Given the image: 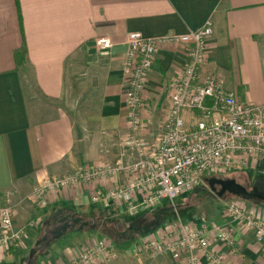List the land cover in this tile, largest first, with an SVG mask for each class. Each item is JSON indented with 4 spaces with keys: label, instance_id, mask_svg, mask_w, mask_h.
<instances>
[{
    "label": "crops",
    "instance_id": "1",
    "mask_svg": "<svg viewBox=\"0 0 264 264\" xmlns=\"http://www.w3.org/2000/svg\"><path fill=\"white\" fill-rule=\"evenodd\" d=\"M207 20L213 31L200 79L213 75L239 100L264 105V0H0V204L11 206L14 229L27 234L0 252V264H68L85 239L101 237L114 243L117 255L110 264H126L130 253L123 245L139 244L162 227L146 234L132 231L127 242L121 234H108L105 222L119 225L123 233L124 215L115 203L92 202L95 182L50 192L44 207L36 206L30 193L47 176L121 159L128 132L122 71L128 32L160 38L197 29ZM99 37L109 38L111 47L97 48ZM187 46L157 44L140 110L141 134L150 143L161 132ZM22 49L24 61L18 62ZM227 174L243 186H255L246 189L258 196L244 201L264 219V191L256 188L264 187V158L249 157L244 167ZM126 181L120 175L116 184ZM233 198L221 200L212 224L196 223L233 228L234 254L208 235L211 250L225 264H264V244L224 212ZM31 220L35 225L27 227ZM139 256L150 259L145 251ZM150 260L182 264L166 254Z\"/></svg>",
    "mask_w": 264,
    "mask_h": 264
},
{
    "label": "built area",
    "instance_id": "2",
    "mask_svg": "<svg viewBox=\"0 0 264 264\" xmlns=\"http://www.w3.org/2000/svg\"><path fill=\"white\" fill-rule=\"evenodd\" d=\"M212 31L211 21L207 20L197 29L160 38L128 32L122 67L127 87L128 132L122 142L121 159L62 176H47L31 190L30 199L36 206L44 207L50 192L60 194L72 186L95 182L92 202L102 206L115 203L123 214H132L163 200L173 202L213 174L244 167L249 157L264 158V105L239 100L234 90L213 75L200 79L206 39ZM159 42L188 46L186 63L170 93L161 132L150 143L141 134L140 110L147 73ZM94 44L102 50L112 45L107 37H99ZM120 175L127 177L123 186L116 184ZM224 212L240 229L253 230L255 240L264 244V219L257 218L244 199H231ZM35 223L31 220L26 226L33 227ZM211 233L231 254L236 253L234 230L229 225L207 227L179 217L165 222L155 234L145 235L141 243H130L127 251L135 257L145 251L150 259L166 254L182 264H225L210 248ZM25 236L24 229H14L11 206L0 204V252ZM116 255L111 238L85 239L68 264H110Z\"/></svg>",
    "mask_w": 264,
    "mask_h": 264
},
{
    "label": "rangeland",
    "instance_id": "3",
    "mask_svg": "<svg viewBox=\"0 0 264 264\" xmlns=\"http://www.w3.org/2000/svg\"><path fill=\"white\" fill-rule=\"evenodd\" d=\"M213 177L221 179H231L228 174H213ZM210 178V177H209ZM215 190L220 189L219 184H214ZM245 198L236 196L228 191L218 195L204 180L192 190L180 195L173 202L163 200L153 206H143L141 210L132 214H123L129 223L138 217L143 216L142 221L135 222L137 224L136 232L141 234L149 233L152 228H158L165 222H171L175 218H181L184 221L191 220L197 223L203 221L206 224H212L214 216L218 208H221V200L226 197ZM144 211L143 214L141 212ZM144 231V232H143ZM134 236L135 233H132ZM126 264H151V260L146 256L135 257L130 254L126 256Z\"/></svg>",
    "mask_w": 264,
    "mask_h": 264
},
{
    "label": "trees",
    "instance_id": "4",
    "mask_svg": "<svg viewBox=\"0 0 264 264\" xmlns=\"http://www.w3.org/2000/svg\"><path fill=\"white\" fill-rule=\"evenodd\" d=\"M20 52H21L20 54L17 53V61L18 62H20L23 59V57H24V49H22V51H20ZM19 58H20V60H19ZM23 61H24V59L21 62H23ZM245 187L249 191H251L255 186H252V185L249 186V185L246 184ZM256 188L258 190H260V191H264V187L262 185H259L258 187L256 186ZM137 221H142V219H140V217H138V218L133 219L129 223L123 217V233L120 230H118L119 225H115L114 226V224H111V222H109V223L108 222H105V225H104L105 228L104 229H105V231L108 234H110L112 236H115L116 238H118V236L120 234H121V236L123 235V241H126L127 242L129 240V238H130L131 232L134 231V230H137V224L135 223ZM112 222H114V220H112ZM130 243L131 242L125 243V245H123V248L126 249L130 245Z\"/></svg>",
    "mask_w": 264,
    "mask_h": 264
},
{
    "label": "water",
    "instance_id": "5",
    "mask_svg": "<svg viewBox=\"0 0 264 264\" xmlns=\"http://www.w3.org/2000/svg\"><path fill=\"white\" fill-rule=\"evenodd\" d=\"M206 180L211 189L214 190L218 195H221L225 191H228L233 195L242 196L245 198H252L258 196L255 193H250L245 186L237 183L234 179H221L217 177H210ZM214 184H219L220 189L218 191L215 190Z\"/></svg>",
    "mask_w": 264,
    "mask_h": 264
}]
</instances>
